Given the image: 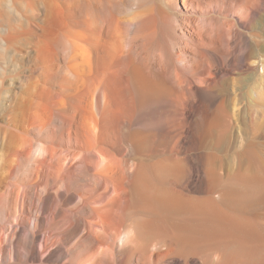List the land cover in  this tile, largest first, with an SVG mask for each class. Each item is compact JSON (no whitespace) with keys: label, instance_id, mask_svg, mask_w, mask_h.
<instances>
[{"label":"bare ground","instance_id":"obj_1","mask_svg":"<svg viewBox=\"0 0 264 264\" xmlns=\"http://www.w3.org/2000/svg\"><path fill=\"white\" fill-rule=\"evenodd\" d=\"M262 13L0 0V264H264V179L214 172L221 82L264 66L242 30Z\"/></svg>","mask_w":264,"mask_h":264},{"label":"rangeland","instance_id":"obj_2","mask_svg":"<svg viewBox=\"0 0 264 264\" xmlns=\"http://www.w3.org/2000/svg\"><path fill=\"white\" fill-rule=\"evenodd\" d=\"M179 6L180 1L177 9H180ZM171 13L176 15L178 12L172 10ZM242 30L250 43V49L259 53L264 62V13L255 22L242 27ZM263 67L260 71H253L252 76L230 75L221 82L222 90L228 97L223 104L224 109L233 120L227 128H222V125L218 128L216 138L214 172L218 176L220 187L243 177L264 179V97L254 88V81L258 76H263L264 81ZM253 90H256L254 96L251 95ZM219 105L220 103L216 104V107ZM257 141L263 142L262 146H255ZM252 152L258 156L257 159L248 158ZM204 164L203 171L207 173L208 166L206 162ZM258 206L264 210V200Z\"/></svg>","mask_w":264,"mask_h":264}]
</instances>
